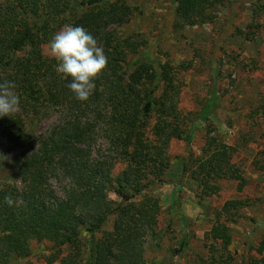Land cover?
<instances>
[{"label": "trees", "instance_id": "trees-1", "mask_svg": "<svg viewBox=\"0 0 264 264\" xmlns=\"http://www.w3.org/2000/svg\"><path fill=\"white\" fill-rule=\"evenodd\" d=\"M223 2L172 0L175 27L213 25ZM242 2L254 7V17L235 35L249 41L262 27L256 17L264 7L259 0ZM134 11L128 0H0V81L15 82L20 97L19 111L0 118V172L11 169L15 177L0 181V264H21L33 242L51 246L41 256L45 264H155L151 250H164L160 264H171L178 252L172 228L181 217L173 204L163 210L150 190L166 184L172 142L186 145L181 175L197 184L200 201L218 193L223 181L243 191L246 180L233 158L256 136L264 142V96L242 109L243 130L227 145L211 121L221 99L215 79L185 112L184 76L193 62L159 63L140 54L146 42L117 31ZM65 25L85 28L108 58L86 101L74 98L70 79L61 78L48 54L49 41ZM201 125L204 143L196 155ZM226 126L234 127L231 120ZM251 165L264 175V149ZM5 196L13 198L11 207ZM253 205L230 199L212 211L202 241L207 254L194 257L199 264H234L231 226ZM162 215L169 219L160 227ZM187 242L186 235L179 251ZM253 251L242 264H264V234Z\"/></svg>", "mask_w": 264, "mask_h": 264}, {"label": "rangeland", "instance_id": "rangeland-1", "mask_svg": "<svg viewBox=\"0 0 264 264\" xmlns=\"http://www.w3.org/2000/svg\"><path fill=\"white\" fill-rule=\"evenodd\" d=\"M128 3L135 11L131 21L117 29L118 33L123 37L135 35L144 40L146 44L140 49V54H147L155 62L164 63L167 59L174 65L193 62L192 70L184 76L181 106L185 112L194 109V96H203L209 79L214 78L221 99L220 108L211 121L218 134L224 137V142L235 145L243 130L241 118L247 114L242 109L258 103L264 96V14L259 13L256 17L262 27L246 41L235 35V31L245 30L251 23L254 7L242 0H224L223 5L215 9L217 19L213 25L185 29L175 27L172 0H128ZM259 4L264 7V0H259ZM237 111L241 112V117L236 118ZM228 120L233 123V128L226 126ZM52 122H43L40 131ZM203 130V125L199 126L192 145L196 155L200 154L204 143ZM247 148L233 158L246 180L243 191L239 193L236 190L235 182L223 181L218 184V193L200 201L197 184L181 175L182 159L187 156L186 145L183 142L171 143L169 152L173 160L165 177L166 184L150 190L160 199L163 210L173 204L181 217V223L175 222L172 228V246L178 252L171 264H199L194 257L207 254L202 241L211 228L212 211L230 199H248L254 203L253 207L244 209L243 218L231 226L229 250L234 264H242L245 254L254 253L253 249L257 248L264 234V175L257 173L251 162L257 152L264 149V142L256 136ZM11 171L0 172V181L12 183L15 177ZM168 219L162 215L160 227ZM186 235L187 246L179 251V243ZM50 247L47 243L33 242L30 256L21 259V264H45L41 256L48 254ZM149 255L155 264L163 263L166 257L164 250H151Z\"/></svg>", "mask_w": 264, "mask_h": 264}, {"label": "clouds", "instance_id": "clouds-1", "mask_svg": "<svg viewBox=\"0 0 264 264\" xmlns=\"http://www.w3.org/2000/svg\"><path fill=\"white\" fill-rule=\"evenodd\" d=\"M48 54L57 61L56 71L68 80V89L78 101H86L95 88V78L105 69L108 58L97 39L81 26L65 25L48 44ZM13 81H0V118L19 111L20 97ZM8 206L11 196L4 197Z\"/></svg>", "mask_w": 264, "mask_h": 264}]
</instances>
